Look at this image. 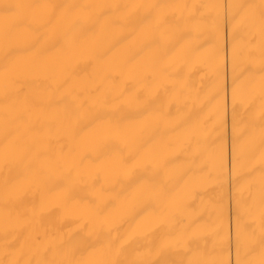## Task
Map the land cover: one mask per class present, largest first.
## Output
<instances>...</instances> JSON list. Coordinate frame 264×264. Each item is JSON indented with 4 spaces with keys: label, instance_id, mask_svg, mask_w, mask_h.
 Returning <instances> with one entry per match:
<instances>
[{
    "label": "bare ground",
    "instance_id": "1",
    "mask_svg": "<svg viewBox=\"0 0 264 264\" xmlns=\"http://www.w3.org/2000/svg\"><path fill=\"white\" fill-rule=\"evenodd\" d=\"M0 264H264V0H0Z\"/></svg>",
    "mask_w": 264,
    "mask_h": 264
}]
</instances>
